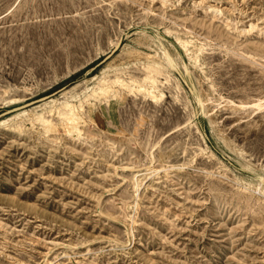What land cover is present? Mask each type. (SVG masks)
I'll use <instances>...</instances> for the list:
<instances>
[{"label":"rangeland","instance_id":"rangeland-1","mask_svg":"<svg viewBox=\"0 0 264 264\" xmlns=\"http://www.w3.org/2000/svg\"><path fill=\"white\" fill-rule=\"evenodd\" d=\"M141 33L188 74L89 98L104 73L144 77L85 74L119 40L147 53ZM74 84L81 136L61 92L0 118V264H264V0H0V112Z\"/></svg>","mask_w":264,"mask_h":264},{"label":"bare ground","instance_id":"bare-ground-1","mask_svg":"<svg viewBox=\"0 0 264 264\" xmlns=\"http://www.w3.org/2000/svg\"><path fill=\"white\" fill-rule=\"evenodd\" d=\"M139 35L146 41L143 45L146 47L147 53L138 52L135 49L130 48L128 45L123 44L119 48L118 52L108 60L107 64L109 65L119 60H132V62L139 63V65H142L144 69H147L144 77L141 80L130 79L128 81H124L117 76H114L113 79H108L107 73H104L102 77L98 79L97 84L91 88L90 94L88 95L89 98L103 96L108 93L110 91V86H108L109 81L112 84L135 88L146 96L155 98V89L160 83L154 78L155 74H165L168 75L169 78L171 74L176 71L179 73L182 72L186 75L188 74V68L179 59V57H177L178 54L175 58H173L167 50L162 48L160 44L153 39L152 36L146 33H141ZM175 43L182 50L184 57L188 59L190 64L194 66L200 65V55L205 50L204 44L201 40L194 36L188 38L176 37ZM116 71H118V68ZM169 78L166 79V81H169ZM90 79H93V77ZM174 82L175 86L179 87V81L176 80ZM76 86L77 84H74L63 90L59 94L58 98L53 99L52 102L60 104V108L56 111L60 122L65 124L69 131L77 132V134L81 136L82 132L78 126L79 115L77 114V110L78 108H82V103H79L78 106H74L67 101V96ZM199 103H202L201 100ZM241 106L242 105H240V107ZM251 107L255 110H264V99L255 100V102L251 104ZM26 111L27 110H21L16 113V116L22 115ZM35 121L43 126L44 132L50 127V121L45 119L42 115H39ZM234 163L241 169H245V167H247L238 160H234Z\"/></svg>","mask_w":264,"mask_h":264},{"label":"water","instance_id":"water-1","mask_svg":"<svg viewBox=\"0 0 264 264\" xmlns=\"http://www.w3.org/2000/svg\"><path fill=\"white\" fill-rule=\"evenodd\" d=\"M121 47V40H119L110 50L107 54H105L102 59L100 61H98L96 64H94L92 67H90L89 69H87L85 71V74H90L92 73L93 71H95L98 67H100L101 65H103L104 63H106L109 59H111V57L113 55L116 54V52L119 50V48ZM66 89V86H62L61 88L51 92V93H48L46 95H43L41 97H38V98H35V99H31L21 105H18V106H15V107H11L9 109H6L2 112H0V118L1 117H5V116H8L14 112H17V111H20V110H23V109H26V108H29L33 105H36L38 103H41V102H44L52 97H54L55 95L59 94L60 92H62L63 90Z\"/></svg>","mask_w":264,"mask_h":264}]
</instances>
